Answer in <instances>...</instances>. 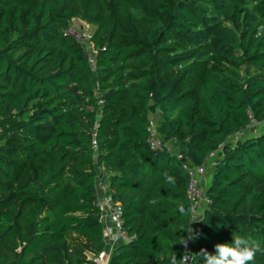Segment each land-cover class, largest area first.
Instances as JSON below:
<instances>
[{
  "label": "trees",
  "instance_id": "16d2710c",
  "mask_svg": "<svg viewBox=\"0 0 264 264\" xmlns=\"http://www.w3.org/2000/svg\"><path fill=\"white\" fill-rule=\"evenodd\" d=\"M262 29L264 0H0V264H97L101 187L126 235L106 264H181L189 243L196 264L233 233L264 248V131L228 141L264 120Z\"/></svg>",
  "mask_w": 264,
  "mask_h": 264
},
{
  "label": "built area",
  "instance_id": "2783aa9c",
  "mask_svg": "<svg viewBox=\"0 0 264 264\" xmlns=\"http://www.w3.org/2000/svg\"><path fill=\"white\" fill-rule=\"evenodd\" d=\"M89 61L90 62L92 61L91 56L89 57ZM252 121L255 124L264 123V120L260 122H256L254 120ZM148 130L150 131V136L148 138L150 146L152 148L161 147V140L159 139L157 134L154 133L151 126V122ZM202 165L203 164L188 169V174H189L188 196L191 200V221L196 219L195 211L197 210L198 207L197 204L200 198L201 200L205 201L204 193L203 191H201V187H199V185L203 181ZM199 176L200 178H198ZM99 203L101 207V219L104 225V234H105L106 242L109 246L113 247L116 243L126 240V235L121 227L120 207L118 204H114L111 202L110 197L104 194L102 187H101V194L99 196ZM194 224L195 222L190 224V227H192ZM190 244L191 243H189L188 246L185 248V251L182 255V257L184 256V259L181 260V264H190L189 263L190 249H191Z\"/></svg>",
  "mask_w": 264,
  "mask_h": 264
},
{
  "label": "rangeland",
  "instance_id": "374dc122",
  "mask_svg": "<svg viewBox=\"0 0 264 264\" xmlns=\"http://www.w3.org/2000/svg\"><path fill=\"white\" fill-rule=\"evenodd\" d=\"M94 28H95L94 25L87 24L84 21L80 20L79 18H73L71 20V23H70V26H69L67 32L69 34H71L72 36H74L79 43L83 44L86 47V49H88L90 51V53L93 54L94 50L92 49V45L90 44L89 40H90L91 34L94 31ZM159 118H160V113L158 111H156L155 113H153L149 116V120L151 122V126H152L154 133L156 132L155 127H156V123H157ZM262 131H264V123L255 124L252 121L251 124L247 128L243 129L242 131H240L237 134L230 136L228 138V141L233 143L237 139H243L245 137L255 135V134L262 132ZM167 146L170 150L174 149V151H175V148L171 147V145L169 143L167 144ZM215 158H216L215 154H210L209 157L205 160L204 164L202 165L203 181L199 185V187H201V191H204V187L210 178ZM198 178H200V176ZM98 187H99V185H98ZM97 189H98V195L100 196L101 190H100V188H97ZM204 205H205V202L203 200H201V198H200V200L197 204V206H198L197 210L195 211L196 219L200 215L201 210L203 209ZM191 228L195 229V224ZM106 244H107V242H106ZM193 246H194V240L192 241V247ZM109 247L111 248V246L106 245L103 253L97 258V262H99V264H106L109 253H110Z\"/></svg>",
  "mask_w": 264,
  "mask_h": 264
},
{
  "label": "clouds",
  "instance_id": "9594fccd",
  "mask_svg": "<svg viewBox=\"0 0 264 264\" xmlns=\"http://www.w3.org/2000/svg\"><path fill=\"white\" fill-rule=\"evenodd\" d=\"M264 30V29H262ZM166 180L169 184H174V178L165 174ZM197 219L192 220L190 224L196 222ZM187 231V238L182 239L181 243L187 246L190 240L197 238V233L189 227ZM215 252L210 253L206 249H201L199 253L192 254L196 260L203 259L204 264H254L257 253L264 254V248L254 241L239 235L232 236L231 243H218L215 246ZM184 259V256L181 260Z\"/></svg>",
  "mask_w": 264,
  "mask_h": 264
},
{
  "label": "crops",
  "instance_id": "0c3cea01",
  "mask_svg": "<svg viewBox=\"0 0 264 264\" xmlns=\"http://www.w3.org/2000/svg\"><path fill=\"white\" fill-rule=\"evenodd\" d=\"M117 244V243H116ZM108 245V244H107ZM109 249L111 250V248L109 247Z\"/></svg>",
  "mask_w": 264,
  "mask_h": 264
},
{
  "label": "water",
  "instance_id": "95a60500",
  "mask_svg": "<svg viewBox=\"0 0 264 264\" xmlns=\"http://www.w3.org/2000/svg\"><path fill=\"white\" fill-rule=\"evenodd\" d=\"M98 264H99V262H98Z\"/></svg>",
  "mask_w": 264,
  "mask_h": 264
}]
</instances>
